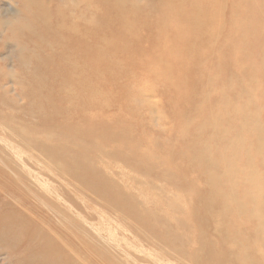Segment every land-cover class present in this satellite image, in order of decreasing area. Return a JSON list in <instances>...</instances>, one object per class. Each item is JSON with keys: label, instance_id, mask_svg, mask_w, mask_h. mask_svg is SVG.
I'll use <instances>...</instances> for the list:
<instances>
[{"label": "rangeland", "instance_id": "374dc122", "mask_svg": "<svg viewBox=\"0 0 264 264\" xmlns=\"http://www.w3.org/2000/svg\"><path fill=\"white\" fill-rule=\"evenodd\" d=\"M263 176L264 0H0V264H264Z\"/></svg>", "mask_w": 264, "mask_h": 264}, {"label": "bare ground", "instance_id": "6f19581e", "mask_svg": "<svg viewBox=\"0 0 264 264\" xmlns=\"http://www.w3.org/2000/svg\"><path fill=\"white\" fill-rule=\"evenodd\" d=\"M97 1H100V0H97ZM114 12H115V15L117 16V18H125V17H130V15L129 14H131V13H129L128 11H126V10H124V8L121 6V5H116V7H115V9H114ZM44 19V18H43ZM42 20V19H41ZM40 23V22H39ZM132 23V22H131ZM133 24V23H132ZM162 45H163V43H162ZM167 45V44H166ZM183 44H177V45H171L170 46V48L167 50L169 53H171V54H176L177 55V53H180L181 51H184L181 47H185V44L182 46ZM164 48V47H163ZM179 49V51H178V49ZM155 49H162V47L160 46V45H158V46H156V48ZM163 50V49H162ZM163 53V52H162ZM167 55V52H165V53H163L161 56V58L159 59V60H154L153 61V63L154 62H157V68H158V70L162 73V75L164 74V75H169V74H171V72H172V70L169 68V66L167 65V63H166V60H165V56ZM157 57H158V55H157ZM159 58V57H158ZM150 62V61H149ZM155 67V66H154ZM156 71V70H155ZM166 78V77H165ZM169 78V77H168ZM159 87V86H158ZM194 94V93H193ZM259 185L260 186H262V187H260V189H262V190H260L259 189V192H261L262 191V196H261V194H259L258 196H261L260 198H258V199H255L256 197H252V195H250L249 196V198H250V201L252 202V204L253 203H256L257 204V208L259 209H262V210H264V176L263 177H261V178H259ZM264 217V216H263ZM261 229H262V234H263V239H264V226H262L261 227Z\"/></svg>", "mask_w": 264, "mask_h": 264}]
</instances>
